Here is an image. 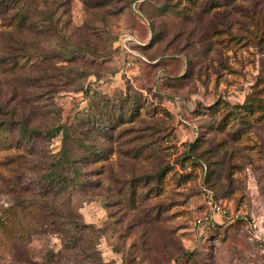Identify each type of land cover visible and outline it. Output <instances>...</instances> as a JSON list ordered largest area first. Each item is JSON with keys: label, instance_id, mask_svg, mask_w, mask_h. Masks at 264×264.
<instances>
[{"label": "rangeland", "instance_id": "374dc122", "mask_svg": "<svg viewBox=\"0 0 264 264\" xmlns=\"http://www.w3.org/2000/svg\"><path fill=\"white\" fill-rule=\"evenodd\" d=\"M10 118L38 133L0 130V264H264V0H0ZM58 125L83 191L41 206Z\"/></svg>", "mask_w": 264, "mask_h": 264}, {"label": "trees", "instance_id": "16d2710c", "mask_svg": "<svg viewBox=\"0 0 264 264\" xmlns=\"http://www.w3.org/2000/svg\"><path fill=\"white\" fill-rule=\"evenodd\" d=\"M15 25H19V24L15 23ZM252 100L253 98L248 103L236 105L235 107L236 110L235 111L232 110L235 118H238V116H240L241 119H244L245 122H247L248 124L249 116H251L253 112H255V110H257V108L259 107V102L256 101V103H254L255 100L254 101ZM8 123H9L8 125L9 127H6V128H3L2 125L0 124V130H2L1 131L2 133L5 132L7 129L9 131V129L15 128L13 126L15 124H18L17 132L20 133V136L38 133L34 125H29L25 121L21 120L16 123L15 120L11 119L10 121H8ZM63 127L64 126L62 125H58L56 126V129H55V131L63 133V146H62V152L60 156H58L55 161H49L48 166L44 167L42 165L38 173L39 182L36 183L34 186H32V189L37 190V195L40 198L39 203L41 204V206L44 203L42 199L47 197L48 193L62 194L64 192H69V195H72L73 191H76V192L83 191L82 186H83L84 181L82 179L83 171L81 167L83 164L82 162L83 154H81L82 147L80 148L75 147L78 144L80 146L81 143L78 142L76 145H74V147H70L69 141H67L69 139L68 133L67 131H63ZM48 133H49L48 136H53L51 135L53 132L48 131ZM17 146L18 144L15 145V147ZM21 150H23L22 147H21ZM99 152L100 150H97L92 153L93 162H97L100 160ZM75 187H78V189H75ZM14 209L15 208L13 206L7 207L5 209L7 218L3 219L2 225L6 228H9L12 224L11 221H13L12 218L14 216ZM75 217L76 216H74L73 218ZM57 218H58V215H57ZM55 222H58V221H55ZM51 223L54 224V222H51ZM71 225H72V229L75 231H82L84 228H86V225L80 223L78 220L71 221ZM59 226H58V232L59 231L63 232ZM73 240H74L73 242L75 243L76 242L75 238ZM65 249L69 250L70 247L68 246L65 247V242H64V251ZM61 251L62 250L58 251L57 253L49 252V256L47 255V259L42 264H45V263L56 264L57 261L61 259L60 255L63 254V252ZM56 257H59V258H56Z\"/></svg>", "mask_w": 264, "mask_h": 264}, {"label": "built area", "instance_id": "2783aa9c", "mask_svg": "<svg viewBox=\"0 0 264 264\" xmlns=\"http://www.w3.org/2000/svg\"><path fill=\"white\" fill-rule=\"evenodd\" d=\"M211 209L213 211H216L219 214H223L224 213V210H222L221 207L217 206L216 204L211 205ZM200 222H201V219H197V223H200ZM263 251H264V249H263Z\"/></svg>", "mask_w": 264, "mask_h": 264}]
</instances>
